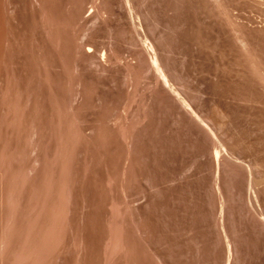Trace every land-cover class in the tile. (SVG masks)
<instances>
[{
  "label": "rangeland",
  "instance_id": "1",
  "mask_svg": "<svg viewBox=\"0 0 264 264\" xmlns=\"http://www.w3.org/2000/svg\"><path fill=\"white\" fill-rule=\"evenodd\" d=\"M0 264H264V0H0Z\"/></svg>",
  "mask_w": 264,
  "mask_h": 264
},
{
  "label": "bare ground",
  "instance_id": "2",
  "mask_svg": "<svg viewBox=\"0 0 264 264\" xmlns=\"http://www.w3.org/2000/svg\"><path fill=\"white\" fill-rule=\"evenodd\" d=\"M157 62H158V61H157V58H155V63L157 64Z\"/></svg>",
  "mask_w": 264,
  "mask_h": 264
}]
</instances>
